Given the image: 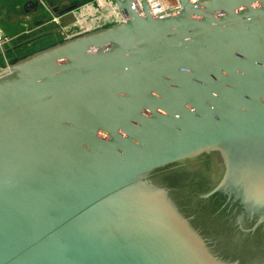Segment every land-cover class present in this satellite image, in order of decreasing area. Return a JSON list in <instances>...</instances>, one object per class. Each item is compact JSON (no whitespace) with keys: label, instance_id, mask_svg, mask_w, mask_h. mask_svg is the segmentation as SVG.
Wrapping results in <instances>:
<instances>
[{"label":"water","instance_id":"water-1","mask_svg":"<svg viewBox=\"0 0 264 264\" xmlns=\"http://www.w3.org/2000/svg\"><path fill=\"white\" fill-rule=\"evenodd\" d=\"M115 1L0 67V264H264V0Z\"/></svg>","mask_w":264,"mask_h":264},{"label":"crops","instance_id":"crops-1","mask_svg":"<svg viewBox=\"0 0 264 264\" xmlns=\"http://www.w3.org/2000/svg\"><path fill=\"white\" fill-rule=\"evenodd\" d=\"M30 1L39 0H0V29L13 40L18 41L20 38L24 44L27 42L41 43L40 45L43 46L55 41L57 37L68 36L66 31L70 29V23L74 20L72 25L77 24L82 28L94 26L98 22L97 20L90 23V19L78 12L80 9L62 15L55 12V9L60 11L76 2H81L83 5L91 0H40L41 6L33 4L30 9H26V4ZM82 10L84 11V9ZM98 14L102 23L111 24V20L109 21L111 13L108 9H103ZM77 32L79 31L74 33Z\"/></svg>","mask_w":264,"mask_h":264},{"label":"built area","instance_id":"built-area-1","mask_svg":"<svg viewBox=\"0 0 264 264\" xmlns=\"http://www.w3.org/2000/svg\"><path fill=\"white\" fill-rule=\"evenodd\" d=\"M150 3V9L154 14H163L168 12V10L170 9H176L179 6V1L178 0H169L168 5L166 6V8H162L160 10L156 9V5H160L161 3H163V0H148ZM192 3L194 5H197L198 2L200 0H191ZM141 0H135L136 4H140ZM80 8L84 9L82 16L90 19V23H93L94 21H97V24L94 26H86L82 29L83 30H87V29H91L94 27H98L101 25H105L104 23H102L98 16L101 12V10H105L108 9V11L111 13L110 15V19L111 20V24L112 23H117V22H122L124 20V15L121 13V11L119 10V7L116 3L115 0H91L90 2L83 4ZM86 21V19L84 20V22ZM9 37L6 36L2 30L0 29V49L3 47L5 41L8 39Z\"/></svg>","mask_w":264,"mask_h":264},{"label":"rangeland","instance_id":"rangeland-1","mask_svg":"<svg viewBox=\"0 0 264 264\" xmlns=\"http://www.w3.org/2000/svg\"><path fill=\"white\" fill-rule=\"evenodd\" d=\"M79 9H80V11L78 10V12L83 14L82 8H79ZM74 22H75V20L70 23L71 26H70V29H68L66 31L67 32L66 35H72L71 33H74L76 31H79V32L82 31L83 28L80 27L79 25H77V24L72 25ZM40 44L41 43L31 44L28 42L24 44L21 42L20 38L18 39V41L13 40L11 38H8L5 41L3 47L0 49V67L5 66L16 55H21L23 52L26 53L27 51H31V50H34V49L40 47L41 46Z\"/></svg>","mask_w":264,"mask_h":264},{"label":"bare ground","instance_id":"bare-ground-1","mask_svg":"<svg viewBox=\"0 0 264 264\" xmlns=\"http://www.w3.org/2000/svg\"><path fill=\"white\" fill-rule=\"evenodd\" d=\"M169 0H163V3H161L160 5H156V9L160 10L162 8H166V6L168 5Z\"/></svg>","mask_w":264,"mask_h":264},{"label":"flooded vegetation","instance_id":"flooded-vegetation-1","mask_svg":"<svg viewBox=\"0 0 264 264\" xmlns=\"http://www.w3.org/2000/svg\"><path fill=\"white\" fill-rule=\"evenodd\" d=\"M28 52V51H27Z\"/></svg>","mask_w":264,"mask_h":264}]
</instances>
